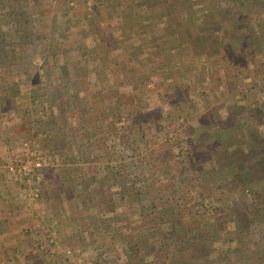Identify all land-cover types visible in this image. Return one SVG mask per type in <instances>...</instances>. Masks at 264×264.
Returning <instances> with one entry per match:
<instances>
[{
	"label": "rangeland",
	"instance_id": "1",
	"mask_svg": "<svg viewBox=\"0 0 264 264\" xmlns=\"http://www.w3.org/2000/svg\"><path fill=\"white\" fill-rule=\"evenodd\" d=\"M114 2L69 0L64 5L61 0H41L32 21L35 32L60 38L65 47L72 49L74 72L66 76L59 67L45 72L40 51L26 47V66L16 69L14 78L22 80L19 89L23 93L28 90L29 104L0 110V136L4 130L9 133L6 136L12 140L10 152L32 138L47 152L48 166L43 180L37 184L38 198L44 202V211H51L57 218L58 230L54 237H46L43 244L48 246L47 250L36 253L31 258L32 264L34 261L36 264H138V253L134 250L145 238L143 233L158 227L149 219V213L166 206L167 195L177 189L176 186L168 189L162 200L153 199L152 195L143 200V190L137 189L141 182L153 192L166 179L174 178L183 186L200 178L181 216L188 220L198 210L200 215L207 212L209 218L204 227L207 226L212 236L218 231L217 226L207 225L213 219L211 216L218 212L217 215L226 214L228 206L236 203L239 206L249 200L241 186L228 190L232 186L225 178L217 179L214 185L205 181L198 173L199 167L190 165L187 155L191 141L210 142L217 138L221 143L227 142L230 150L240 141L244 144L249 131L264 135V93L257 94L264 88V74L257 76L252 84L247 69L241 71L246 66L264 72V53L210 56L212 51L207 52L200 45L195 47L193 38L179 37L184 32L180 25L169 44L156 38L152 41L162 28L157 25L166 22L163 19L166 14L175 15L173 9L166 12L165 0L144 3L149 18L143 20L151 19V22L143 39L157 45L155 51L144 53L145 46H132L135 39L131 35V30L134 28L135 32L142 22L128 21L132 15L138 16L136 8L143 6V0L128 5ZM128 7L134 9L132 14ZM65 25L67 36L63 37ZM162 47L166 51L159 52ZM35 61L40 67L28 65ZM120 100L123 103L117 112ZM80 110L85 114L80 115ZM251 114L254 117H249ZM240 116L249 117L245 122H235L233 131L241 132L240 138L232 139V135L228 137L221 132L223 121L239 120ZM242 123L244 129H237ZM62 129L66 130L64 140L56 142ZM211 165L207 161L201 167L207 169ZM123 177L128 182V192H117ZM256 178L264 186V173ZM108 189L113 194V205L104 211L93 197H104ZM136 192L142 196L139 203L147 209L148 220L143 229L132 226L137 219V203H133L130 195ZM255 202L251 199V203ZM217 209L221 210L216 212ZM124 210L128 217L122 213ZM159 228L167 230L165 223ZM130 234L132 240L127 237ZM227 234L222 235V241L229 240ZM253 235L249 250L264 242V222L253 227L249 236ZM222 241H215L213 252L222 249ZM150 255L145 259L148 262ZM212 259L208 264H246L245 260H227L219 254Z\"/></svg>",
	"mask_w": 264,
	"mask_h": 264
},
{
	"label": "trees",
	"instance_id": "2",
	"mask_svg": "<svg viewBox=\"0 0 264 264\" xmlns=\"http://www.w3.org/2000/svg\"><path fill=\"white\" fill-rule=\"evenodd\" d=\"M40 1L0 0V110L2 111L13 107V105L24 107L29 104L28 90L23 93L24 91L19 89L22 80L14 78V71L26 66L24 57L27 53L26 47H32L33 51L35 49L40 51V57L43 59L41 66L46 68L45 72H51L54 67L61 68L66 76L74 72V68L71 66L74 60L71 54L72 49L65 47L64 41L60 38L35 32L36 25L34 26L32 21H34L33 16ZM61 1L64 5L69 3V0ZM153 1L162 0H151L150 2L145 0L146 3ZM165 1H167L166 12L172 9L175 11V15L169 13L176 21L174 31L171 30L170 35L174 32L178 33L180 25L184 32L179 37L182 40L193 38L196 43L195 47L200 45L203 50L212 51L208 55L221 53L220 56L223 57L231 53L230 56L236 57L237 53H246L247 56L264 53V0ZM167 8L170 9L167 10ZM136 12L138 11L136 10ZM66 29L65 25L63 37L67 36ZM28 65L40 67L38 61L30 62ZM245 69L250 73L249 81L253 82L249 83L252 84L257 76L264 74L263 70L255 71L249 67L246 68V66L241 71ZM20 76L22 77V75ZM36 76L39 80L38 75ZM28 77L31 82H34L31 76ZM260 89L257 94L264 93V88ZM122 103L123 101L120 100L117 104V109H119L117 112L120 111L119 106ZM261 104L263 105V102ZM81 113L85 114V111L81 112L80 110V115ZM209 116L213 117L211 114ZM249 117H254V115L251 114ZM249 117L240 116L237 118L239 120L223 121L220 125L221 132L223 131L228 137L232 135V139L240 138L242 133L233 131L236 128L235 122H245ZM262 117L264 123V115ZM237 129H244L243 123ZM229 130L231 132H228ZM261 133L259 135L256 131H249V135L244 137V144L240 141L234 149L230 150L227 142L221 143L216 140L217 138L210 142L191 141L189 144L190 153L188 152L187 155L189 163L191 166L199 167L198 173L201 178L212 184L219 178H225L232 186L228 190L241 186L242 191H247L249 195L248 202L245 201L239 206L236 203L232 205L234 208L228 206L226 214L222 212L217 215L221 209L215 210L218 213L211 216L210 218L213 219L208 220L209 223H207V225L217 226L218 233L215 236H212L210 230L207 231V226L204 227L209 218L206 216L207 212L200 215L198 210L188 220L181 216L182 210L192 197L191 194L197 189L196 182L200 178L193 180L192 184L191 182L184 183L183 186L173 180L174 178L166 179L153 192L148 190L150 186L145 187L140 180L141 183L137 189L143 190V198L139 196L138 192L130 195L134 198L133 203L135 201L137 203L135 205L137 219L132 223L133 228L143 229L147 225L148 219L145 215L147 209L145 205L139 203L142 199L144 200L147 195L149 197L152 195L153 199L162 200L167 195L168 189H172L174 186L177 189L167 195L169 203L166 206L149 213V217H151L149 219L153 221V225L158 227L151 228L149 232H146L147 234L143 233L145 238L137 246L138 249L134 250L135 253H138V264H208L213 262L212 256L215 254H219L227 260H245L246 264H260L264 260V242L256 244L257 246L253 250H249L255 237L253 235L251 238L249 233L253 227L261 226L264 222V186L256 178L257 174L264 173V135ZM65 135L66 130L62 129L57 135L56 142H62ZM50 148L52 149L51 146ZM64 148L68 149L66 143H64ZM213 149L216 150L212 152ZM207 161L212 163L210 168L201 167ZM163 176L165 177V175ZM128 188V182L123 177L120 190L117 192H128ZM223 191L227 192V190ZM155 194L156 196H153ZM250 198L256 202L251 203ZM113 199L110 189L105 192L104 197L97 195L93 197V200H97L96 202L103 207L104 211L110 210ZM124 211L122 213L127 216L128 212ZM231 212L236 215L231 216ZM161 222L166 224L167 230L159 228L163 227V223L159 224ZM224 231L229 233L224 234ZM226 234L230 235L229 240L222 241V235ZM132 236L130 234L127 237L132 240ZM246 236L248 240L243 239ZM218 240L222 241L220 246L222 249L216 253L212 251V248L215 246V241L218 242ZM234 241L237 244L232 246L231 243ZM148 255H150L148 258L151 259L149 262L145 260Z\"/></svg>",
	"mask_w": 264,
	"mask_h": 264
},
{
	"label": "crops",
	"instance_id": "3",
	"mask_svg": "<svg viewBox=\"0 0 264 264\" xmlns=\"http://www.w3.org/2000/svg\"><path fill=\"white\" fill-rule=\"evenodd\" d=\"M132 2H135V0H115L114 3L128 5ZM144 3L145 1L143 0V6L136 8L138 12H135V14H138V16L132 15L128 18V21L137 20L140 23L142 22L135 29V32L134 28L131 30V35L135 39V44L132 46L134 48L135 45L139 48L145 46L144 53H149L150 49L151 51H155L157 45L143 39L147 35L145 28L147 29V24L151 22V19L145 22L149 17L146 18L145 14L148 8H146L147 6ZM127 9L132 14L134 9H131V7ZM150 12L151 10L149 9ZM163 19L166 22L162 21L163 26L161 24L157 25V27L162 28L156 32L157 35H153L152 41L156 38L158 42L163 43L167 41L169 44L177 35L175 32L170 35L171 30L174 31L176 21L174 17L167 14ZM162 34L165 36L162 37ZM177 44L178 40H176ZM134 48L132 49L133 54ZM142 50L143 48L140 49V53ZM164 51H166L164 47L159 48V52ZM2 133L3 135L0 136V264H32L31 258L36 257V253H42L46 249L45 247H48L46 244H43V242H47L46 237L48 238L51 235L54 237L56 235L55 233L58 230L56 227L57 218L51 211H44V208H42L44 202L39 201V198L38 200L30 198L31 189L38 187V183H30L24 178L16 176L6 168L5 163L11 153L9 141L11 142L12 140H9L6 136L9 134L6 130ZM47 177L49 178V175ZM51 241L54 240L51 239ZM56 244L57 241L52 245ZM27 258L29 260L26 263L25 260ZM33 264H36L35 261Z\"/></svg>",
	"mask_w": 264,
	"mask_h": 264
},
{
	"label": "built area",
	"instance_id": "4",
	"mask_svg": "<svg viewBox=\"0 0 264 264\" xmlns=\"http://www.w3.org/2000/svg\"><path fill=\"white\" fill-rule=\"evenodd\" d=\"M47 166V152L43 150L39 141L35 138L23 141L15 147L7 162V169L10 172L33 184L43 180ZM30 196L32 199H37L39 188L33 187Z\"/></svg>",
	"mask_w": 264,
	"mask_h": 264
}]
</instances>
